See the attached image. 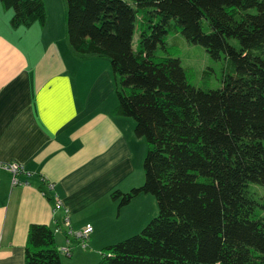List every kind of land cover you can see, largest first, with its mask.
Wrapping results in <instances>:
<instances>
[{
  "label": "trees",
  "instance_id": "obj_1",
  "mask_svg": "<svg viewBox=\"0 0 264 264\" xmlns=\"http://www.w3.org/2000/svg\"><path fill=\"white\" fill-rule=\"evenodd\" d=\"M65 1L70 46L110 62L114 114L147 142L145 183L111 198L123 208L150 194L158 205L98 264H264V0ZM0 2L14 28L46 24L43 0ZM175 34L224 55L220 88L191 83L167 47ZM61 254L50 226L30 225L25 264H66Z\"/></svg>",
  "mask_w": 264,
  "mask_h": 264
},
{
  "label": "crops",
  "instance_id": "obj_2",
  "mask_svg": "<svg viewBox=\"0 0 264 264\" xmlns=\"http://www.w3.org/2000/svg\"><path fill=\"white\" fill-rule=\"evenodd\" d=\"M12 17L0 2V162L21 163L19 180L28 185L13 186L0 171V264H25L32 224L50 226L59 249L69 247L71 257L61 254L66 264H97L105 247L146 226L142 196L150 194L119 208L111 193L143 185L147 142L132 118L114 114L110 62L82 58L70 46L66 7L44 26L14 28ZM56 196L63 207L54 212ZM87 225L93 232L82 251L76 233Z\"/></svg>",
  "mask_w": 264,
  "mask_h": 264
},
{
  "label": "rangeland",
  "instance_id": "obj_3",
  "mask_svg": "<svg viewBox=\"0 0 264 264\" xmlns=\"http://www.w3.org/2000/svg\"><path fill=\"white\" fill-rule=\"evenodd\" d=\"M44 1L46 3L45 4L46 5L45 7L46 16L48 14L50 15L53 14L54 9H59L60 7L63 9L64 7H66L65 6L66 4H64L63 0H59V2L57 0H44ZM138 39H139V31L136 30L134 34V41H133V46L135 50L137 49ZM233 43L238 44L237 40H233ZM167 47L169 48V52L172 57L179 58L181 60L182 66L187 71L188 78L190 79L191 83L195 87H198V88L201 87L204 90H209V89H218L222 86L221 84L222 71L221 70L225 63L224 55H223V60H214L209 56V54L207 53L206 49L203 46L195 45V44L187 42V40L181 34L171 35L168 38ZM157 54L159 56H167V53L161 48L158 49ZM86 59H94V58H86ZM139 147H142V146H139ZM143 150L144 149H142V151L141 149H138L137 155L139 156L143 155ZM144 177H145V174H144ZM146 197H147V202H146L147 203L146 204L147 213L145 214V216L146 218H148V220L145 225H148L149 222H151L158 216V213L155 215V212L158 210V208L157 206H155L157 202H156V199H154L155 198L154 196H151V195L142 196L143 201H146ZM148 214H149V217H148ZM144 228L145 227L143 225L142 229ZM81 250L85 251L86 249H84L81 246ZM63 259H66V258L64 257ZM67 260L69 259L67 258Z\"/></svg>",
  "mask_w": 264,
  "mask_h": 264
},
{
  "label": "built area",
  "instance_id": "obj_4",
  "mask_svg": "<svg viewBox=\"0 0 264 264\" xmlns=\"http://www.w3.org/2000/svg\"><path fill=\"white\" fill-rule=\"evenodd\" d=\"M0 171H6L11 174L12 176V185L13 186H23V185H28V183H23L20 182L19 176L22 174H25V169L23 165L19 162L16 161H10V162H0ZM49 187L53 188L54 185L52 183L49 184ZM42 194H44L42 192ZM63 207L61 199L56 196L55 198V206H54V211H57ZM65 225L67 227H70V220L68 217L65 218L64 221ZM92 226L87 225L84 229H81L76 233L77 238L81 242V246L86 249L88 247V239L90 237V234L92 233ZM61 252L66 254L67 256L71 257L72 254L70 253L69 247H64L61 249Z\"/></svg>",
  "mask_w": 264,
  "mask_h": 264
}]
</instances>
